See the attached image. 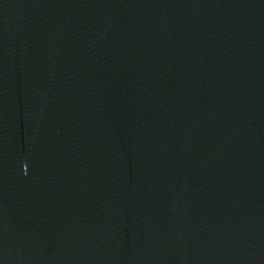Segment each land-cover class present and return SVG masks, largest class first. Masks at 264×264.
I'll list each match as a JSON object with an SVG mask.
<instances>
[{
    "label": "water",
    "instance_id": "water-1",
    "mask_svg": "<svg viewBox=\"0 0 264 264\" xmlns=\"http://www.w3.org/2000/svg\"><path fill=\"white\" fill-rule=\"evenodd\" d=\"M0 264H264V0H0Z\"/></svg>",
    "mask_w": 264,
    "mask_h": 264
}]
</instances>
